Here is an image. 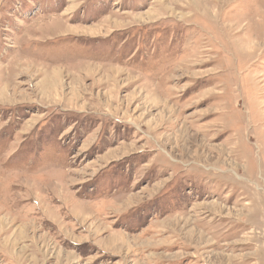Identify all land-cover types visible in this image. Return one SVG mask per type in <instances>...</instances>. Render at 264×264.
<instances>
[{
  "label": "rangeland",
  "instance_id": "1",
  "mask_svg": "<svg viewBox=\"0 0 264 264\" xmlns=\"http://www.w3.org/2000/svg\"><path fill=\"white\" fill-rule=\"evenodd\" d=\"M0 264H264V0H0Z\"/></svg>",
  "mask_w": 264,
  "mask_h": 264
},
{
  "label": "bare ground",
  "instance_id": "2",
  "mask_svg": "<svg viewBox=\"0 0 264 264\" xmlns=\"http://www.w3.org/2000/svg\"><path fill=\"white\" fill-rule=\"evenodd\" d=\"M223 46V45H222ZM231 54V53H230ZM235 59V58H234ZM239 62V61H238ZM95 72V71H94ZM106 76V75H105ZM210 82V81H209ZM4 179V178H3ZM2 190V189H1ZM3 199V198H2ZM48 225V224H47ZM8 252V251H7ZM12 256V255H11Z\"/></svg>",
  "mask_w": 264,
  "mask_h": 264
}]
</instances>
